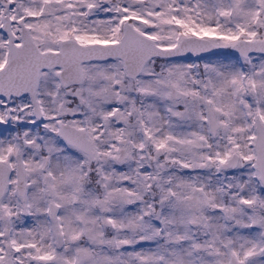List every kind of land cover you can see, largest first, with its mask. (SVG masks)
I'll return each mask as SVG.
<instances>
[{"label":"snow or ice","instance_id":"obj_1","mask_svg":"<svg viewBox=\"0 0 264 264\" xmlns=\"http://www.w3.org/2000/svg\"><path fill=\"white\" fill-rule=\"evenodd\" d=\"M0 264H264V0H0Z\"/></svg>","mask_w":264,"mask_h":264}]
</instances>
